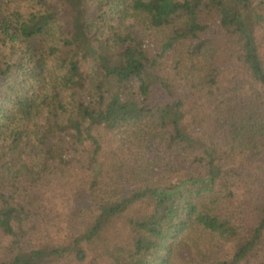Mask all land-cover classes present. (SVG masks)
Wrapping results in <instances>:
<instances>
[{"label":"trees","instance_id":"16d2710c","mask_svg":"<svg viewBox=\"0 0 264 264\" xmlns=\"http://www.w3.org/2000/svg\"><path fill=\"white\" fill-rule=\"evenodd\" d=\"M0 264H264V0H0Z\"/></svg>","mask_w":264,"mask_h":264},{"label":"rangeland","instance_id":"374dc122","mask_svg":"<svg viewBox=\"0 0 264 264\" xmlns=\"http://www.w3.org/2000/svg\"><path fill=\"white\" fill-rule=\"evenodd\" d=\"M220 249L223 250L222 247H220Z\"/></svg>","mask_w":264,"mask_h":264}]
</instances>
